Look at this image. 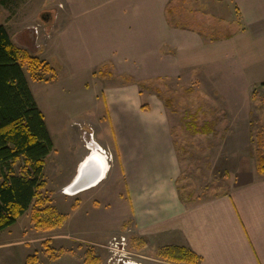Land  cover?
<instances>
[{
	"label": "rangeland",
	"instance_id": "obj_1",
	"mask_svg": "<svg viewBox=\"0 0 264 264\" xmlns=\"http://www.w3.org/2000/svg\"><path fill=\"white\" fill-rule=\"evenodd\" d=\"M94 1L0 0V24L5 26L12 41L17 47L44 60L53 70L39 69L37 77L45 80L35 81L25 68L40 104L38 107L47 119L54 145V150L45 158L43 177L46 187L42 191L51 204L67 216L61 227L37 229L31 222L28 209L15 224L0 232V264H126L128 261L172 264L160 257L162 247L170 243L168 239L163 235H143L134 230L129 202L122 198L126 193L125 178L116 156L104 145L112 138V132L101 95L103 89L114 85L131 83L138 88L142 106L152 105V101L158 104L165 132L170 130L174 148L178 147L182 153L181 158L172 154L173 173L169 174L175 179L180 195L191 197L192 202H202L225 191L223 186L206 190L207 184L216 183L214 177L227 183L230 192L241 168L248 174H259L251 153L253 133L249 124L253 103H260L259 99L253 101L252 92L256 90L264 100V92L258 91L264 86L259 83L250 89L249 83L264 78L255 79V73H246L242 76L244 81L242 77L234 79L229 88V85L219 83L220 78L205 75L203 68L181 69L175 76L168 77L144 76L139 73L144 67L137 59L141 54H149L156 46L150 45V40L141 45L138 38H133L125 46L122 41H126L127 35L129 38L126 24L132 21L133 15L104 12L91 17ZM108 1L100 0L104 3L99 5H106ZM173 5H179L180 13L176 17L181 24L190 25L206 36L220 35L230 29L218 21L225 15H220L221 7L218 8L214 0H167L163 17L169 30L177 28L172 24L171 13L167 12V8ZM188 9L196 10L195 14H189ZM64 27L72 32V36L61 42L59 32ZM180 29L187 31L186 28ZM29 33L33 40L27 38ZM81 34L94 35L95 38L98 35L99 45L112 38L117 43L112 42L110 46L114 48L109 49L102 47L109 46L105 43L97 51L87 47L92 48L97 57L87 67L84 65L85 47ZM163 37L166 41L159 48L163 56L171 57L178 52L170 41L186 42L181 36L172 40L164 33ZM238 81L239 87L236 88ZM166 101H169L168 105ZM205 104L219 112L210 114L203 106ZM260 116L264 124V109ZM220 117L222 120L218 121ZM192 121L199 126L215 121L217 137L213 138L211 133H192ZM91 139L107 153L110 169L91 191L63 196V187L61 193L58 187L76 170L80 156L88 154ZM18 168L19 163L14 165L16 171ZM122 237L125 244L116 245Z\"/></svg>",
	"mask_w": 264,
	"mask_h": 264
},
{
	"label": "crops",
	"instance_id": "obj_2",
	"mask_svg": "<svg viewBox=\"0 0 264 264\" xmlns=\"http://www.w3.org/2000/svg\"><path fill=\"white\" fill-rule=\"evenodd\" d=\"M166 1L109 0L106 5H99L104 2L95 0L93 10L90 9L91 17L104 12L133 15L132 21L126 24L129 38L125 36L126 41L122 42L127 46L138 38L141 45L150 40V45L156 46L149 54H141L137 59L144 67L139 73L144 76L168 77L175 76L181 69L203 68L205 75L220 78L219 83L229 85V88L234 79L246 73H255V79L264 78V0H214V4L222 8L218 11L220 15H225L218 17V21L230 27L215 36H206L190 25H186L187 31L178 27L169 30L163 17ZM225 4L226 9H223ZM173 6L176 13H180L179 5ZM195 12L188 9L191 15ZM71 19L73 26L72 15ZM59 33L61 42L72 36L66 27ZM164 33L172 40L180 36L186 40L183 44L179 40V43L170 41L178 50L171 57L163 56L159 50L166 41ZM29 37L33 40L32 34L29 33ZM97 38L98 35L95 38L94 35L81 34L85 47L84 65L87 67L97 59L93 50H99L105 43L109 46L103 48H114L111 43H117L112 38L101 41L103 44L99 45ZM87 47H93V50ZM184 47L186 51H183ZM168 66L170 70L167 71ZM27 80L37 105H40L28 77ZM261 82H250V89ZM235 87H239V81ZM258 91L264 92V87ZM101 96L112 132V138L104 145L116 156L125 178L126 193L122 198L129 202L134 230L143 235H163L169 244L189 247L201 257L199 264H264V176L248 174L241 168L228 194L202 202L183 203L175 179L169 177L173 173L172 154L176 153L170 130L165 132L164 122L160 119L158 104L152 101L148 108L142 107L137 86L128 82L103 89ZM45 123L49 131L46 118ZM87 155L80 156L76 170L59 185V192L61 187L74 181L79 164Z\"/></svg>",
	"mask_w": 264,
	"mask_h": 264
},
{
	"label": "trees",
	"instance_id": "obj_3",
	"mask_svg": "<svg viewBox=\"0 0 264 264\" xmlns=\"http://www.w3.org/2000/svg\"><path fill=\"white\" fill-rule=\"evenodd\" d=\"M176 8L169 6L172 24L186 28L176 17ZM25 68L35 81H42L36 75L39 69L53 71L44 60L17 47L3 24H0V232L16 223L17 219L30 209V219L37 229H53L63 226L67 216L59 212L43 194L46 181L43 177L45 158L53 150V141L47 129L44 115L38 107L29 87ZM48 81V80H47ZM264 86V81L260 83ZM257 91L252 92L253 103L250 113L251 153L255 157L257 172L264 174V124L260 114L264 109V100ZM257 97V98H256ZM169 101H166L168 105ZM210 114L219 112L207 104L203 105ZM144 107V105L142 106ZM224 119V116L223 118ZM217 118L218 121L222 120ZM192 133L212 134L216 138V123L204 122L198 125L190 123ZM177 157L182 153L175 147ZM19 163L18 171L14 165ZM207 184L206 190L223 186L225 191L215 196L229 193L224 181ZM179 195L183 203H190L191 197ZM160 257L173 264H199L201 257L189 247L180 244H166ZM98 260L97 258H95ZM94 259V260H95Z\"/></svg>",
	"mask_w": 264,
	"mask_h": 264
},
{
	"label": "bare ground",
	"instance_id": "obj_4",
	"mask_svg": "<svg viewBox=\"0 0 264 264\" xmlns=\"http://www.w3.org/2000/svg\"><path fill=\"white\" fill-rule=\"evenodd\" d=\"M88 148L92 151V155L90 157H87L86 160L83 159L81 161V163L79 164V174L75 177L74 181L69 184L68 186L65 187V194L67 195H74V194H77L79 193L80 191H83V190H86V189H89L91 187H94L95 185H97L100 181H102L105 176H106V173L108 171V161H109V157L107 156V153L105 151H103V148H101L95 140L91 139L88 143ZM93 170H96L99 172V174L97 175V177H95L93 180H90L87 184H79L80 182H78L80 180V178L84 177L80 174L81 173H85V177H84V180L83 182H86L88 181L90 178L86 177V176H89L91 174V172H93ZM84 175V174H83ZM102 177L101 180L96 183V184H92V186L89 185V187L83 189V190H80L79 192H76L74 193V189L76 188H80L82 186H85V185H88V184H91L94 180H96V178H99V177ZM85 178H88L85 180ZM74 183V184H73ZM71 185V186H70ZM75 185V188H72L74 187ZM130 264H139L137 262H134V261H129Z\"/></svg>",
	"mask_w": 264,
	"mask_h": 264
},
{
	"label": "water",
	"instance_id": "obj_5",
	"mask_svg": "<svg viewBox=\"0 0 264 264\" xmlns=\"http://www.w3.org/2000/svg\"><path fill=\"white\" fill-rule=\"evenodd\" d=\"M93 153H92V151H90V153L86 156V158L87 157H90L91 155H92ZM86 158H85V160H86ZM78 174H79V171H78ZM80 174L82 175V176H84L85 177V173H81L80 172ZM84 174V175H83ZM99 174V172L98 171H96V170H93V172H91V174L89 175V176H86V177H88V178H90L88 181H86V182H83V180H84V177H82V178H80V180L78 181V182H80V183H78V185L79 184H87L90 180H93L95 177H97V175ZM88 178H85V180L86 179H88ZM101 176L99 177V178H96V180H94L91 184H88V185H85V186H82V187H80V188H75V185H74V187H72V188H75L73 191H74V193H76V192H79L80 190H83V189H85L86 187L88 188L89 187V185L90 186H92V184L94 185V184H96V183H98L100 180H101ZM74 184V183H73ZM71 186V185H70Z\"/></svg>",
	"mask_w": 264,
	"mask_h": 264
},
{
	"label": "built area",
	"instance_id": "obj_6",
	"mask_svg": "<svg viewBox=\"0 0 264 264\" xmlns=\"http://www.w3.org/2000/svg\"><path fill=\"white\" fill-rule=\"evenodd\" d=\"M124 240V242H122ZM116 245L117 244H125V238L124 237H122V239H121V241H120V243H115ZM126 263V262H125ZM126 264H129V261L126 263Z\"/></svg>",
	"mask_w": 264,
	"mask_h": 264
}]
</instances>
